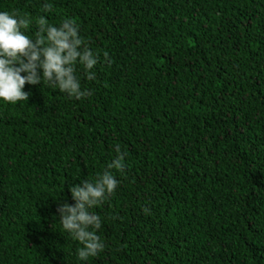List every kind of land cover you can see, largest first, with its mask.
I'll use <instances>...</instances> for the list:
<instances>
[{"label": "trees", "instance_id": "trees-1", "mask_svg": "<svg viewBox=\"0 0 264 264\" xmlns=\"http://www.w3.org/2000/svg\"><path fill=\"white\" fill-rule=\"evenodd\" d=\"M15 10L74 19L99 62L77 68L87 98L0 100V264H264V0H0ZM116 144L105 248L81 261L57 207Z\"/></svg>", "mask_w": 264, "mask_h": 264}, {"label": "clouds", "instance_id": "clouds-1", "mask_svg": "<svg viewBox=\"0 0 264 264\" xmlns=\"http://www.w3.org/2000/svg\"><path fill=\"white\" fill-rule=\"evenodd\" d=\"M51 7L48 4L45 11ZM33 22L37 30L30 37L26 32ZM104 57L107 62L108 53L105 52ZM98 62L99 53L93 52L80 35V27L74 19L65 18L59 26H54L44 16L33 21L19 10L0 11V100L8 103L28 101L30 94L24 91L25 85L41 82L70 98H87L91 92L82 88L77 68L83 69L88 80H94L93 69ZM113 147L116 156L102 174L70 187L74 205L64 202L57 207L62 228L81 245L77 249L81 261L96 257L105 248L98 235L102 219L92 209L114 194L119 184L116 172L123 173L126 169L127 153L119 144Z\"/></svg>", "mask_w": 264, "mask_h": 264}]
</instances>
